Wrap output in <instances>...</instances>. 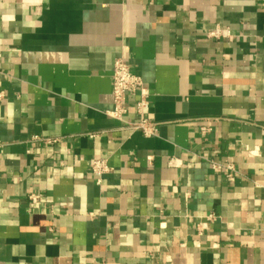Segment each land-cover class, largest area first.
<instances>
[{"label": "crops", "instance_id": "crops-1", "mask_svg": "<svg viewBox=\"0 0 264 264\" xmlns=\"http://www.w3.org/2000/svg\"><path fill=\"white\" fill-rule=\"evenodd\" d=\"M0 92V264H264V0H0Z\"/></svg>", "mask_w": 264, "mask_h": 264}, {"label": "built area", "instance_id": "built-area-1", "mask_svg": "<svg viewBox=\"0 0 264 264\" xmlns=\"http://www.w3.org/2000/svg\"><path fill=\"white\" fill-rule=\"evenodd\" d=\"M111 95L113 108L108 113L114 118L123 119L127 112L126 99L128 95L139 93V99L136 102L137 110L140 113L146 104V94L143 92L141 77L132 72L123 57H117L113 62L111 73ZM1 96V92H0ZM134 120L127 122L126 128L130 130H139L142 134L148 136L156 131V123L147 117L138 114ZM34 140L40 139L38 136H32ZM90 171L97 176L110 170L106 158H92L89 162ZM228 170H232L231 163H227ZM38 194H31L30 198L35 199Z\"/></svg>", "mask_w": 264, "mask_h": 264}]
</instances>
